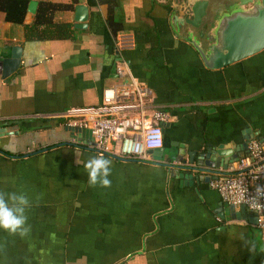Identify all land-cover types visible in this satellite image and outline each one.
<instances>
[{
	"label": "crops",
	"instance_id": "0c3cea01",
	"mask_svg": "<svg viewBox=\"0 0 264 264\" xmlns=\"http://www.w3.org/2000/svg\"><path fill=\"white\" fill-rule=\"evenodd\" d=\"M28 1L36 9L40 1L72 4ZM115 1L123 28L116 36L96 0L54 14V22L71 25L67 40L28 41L23 25L35 14L27 20V11L18 25L0 12V61L20 48L15 71L3 76L0 65V129H13L0 138V191L30 201L27 235L0 230V264H264V232L253 227V214L232 219L209 183L185 186L150 153L146 161L104 156L110 186H89L84 163L98 154L50 119L100 105L106 88L128 80L117 74L125 66L148 91V114H169L163 155L213 147L241 158L249 141L264 142V49L209 70L189 38L205 53L209 41L175 21L186 0ZM77 5L88 9L86 28L74 27Z\"/></svg>",
	"mask_w": 264,
	"mask_h": 264
},
{
	"label": "built area",
	"instance_id": "2783aa9c",
	"mask_svg": "<svg viewBox=\"0 0 264 264\" xmlns=\"http://www.w3.org/2000/svg\"><path fill=\"white\" fill-rule=\"evenodd\" d=\"M117 74L128 80L106 88L100 105L70 108L50 119L67 127L90 130L92 141L83 146L98 155L146 161L151 151L163 147L161 125L168 122L169 114L160 109L148 114V91L136 83L125 66L118 67ZM246 150L226 170L216 172L209 186L222 203L244 206L255 213L253 227L264 232V192L256 191L257 186L264 189V142L253 139Z\"/></svg>",
	"mask_w": 264,
	"mask_h": 264
},
{
	"label": "water",
	"instance_id": "95a60500",
	"mask_svg": "<svg viewBox=\"0 0 264 264\" xmlns=\"http://www.w3.org/2000/svg\"><path fill=\"white\" fill-rule=\"evenodd\" d=\"M216 1L224 2L225 5H218ZM186 4L187 7L184 8L182 17H176L175 21L196 29L201 37L209 41L210 47L208 53H205L201 43L189 38L207 69H222L264 49V0H186ZM27 11L26 18L30 20L36 12V2L31 1ZM87 19L88 9L83 5H77L74 12V27L86 28ZM189 35L191 37L192 34ZM19 59L20 48H12L11 56L0 61L3 76L15 71ZM164 127L165 125L162 124L163 134ZM67 128L73 137L84 138L85 144L91 143L90 130ZM12 134L13 129H0V138ZM163 149L162 147L150 152L156 164L165 168L170 177L179 178L182 184L190 187L203 182L209 183L211 180L210 177L195 176L196 174H215L216 170H226L228 165L239 159L237 155L230 154L228 150L213 147L200 151H187L183 148L168 149L164 155ZM42 151H35L32 154ZM108 157L121 160L116 156ZM219 210L220 217L224 218L222 207ZM228 210L232 219L239 215L246 219V214L250 212L244 206H241L237 212L235 206L228 205ZM252 214L253 223H255L256 214Z\"/></svg>",
	"mask_w": 264,
	"mask_h": 264
},
{
	"label": "trees",
	"instance_id": "16d2710c",
	"mask_svg": "<svg viewBox=\"0 0 264 264\" xmlns=\"http://www.w3.org/2000/svg\"><path fill=\"white\" fill-rule=\"evenodd\" d=\"M107 6L106 23L114 36L123 30L122 25L114 18L115 0H96ZM179 3L183 0H175ZM28 0H0V12L8 23L23 25L27 12ZM76 0L71 5L38 2L34 20L30 25H23L24 35L28 41L67 40L72 36V27L68 23L54 22L53 16L57 11L73 10Z\"/></svg>",
	"mask_w": 264,
	"mask_h": 264
},
{
	"label": "clouds",
	"instance_id": "9594fccd",
	"mask_svg": "<svg viewBox=\"0 0 264 264\" xmlns=\"http://www.w3.org/2000/svg\"><path fill=\"white\" fill-rule=\"evenodd\" d=\"M79 163V161H77ZM85 171L88 173L89 186L99 183L102 187L110 186L108 177L111 174V160L103 155L89 158L84 163ZM258 193L264 192L257 186ZM30 206V201L24 193H6L0 191V230L8 232L10 235H27L30 227L27 226L26 209Z\"/></svg>",
	"mask_w": 264,
	"mask_h": 264
},
{
	"label": "flooded vegetation",
	"instance_id": "af4514ba",
	"mask_svg": "<svg viewBox=\"0 0 264 264\" xmlns=\"http://www.w3.org/2000/svg\"><path fill=\"white\" fill-rule=\"evenodd\" d=\"M216 3L218 4V5H225V3L223 2V3H221L220 1H216Z\"/></svg>",
	"mask_w": 264,
	"mask_h": 264
}]
</instances>
